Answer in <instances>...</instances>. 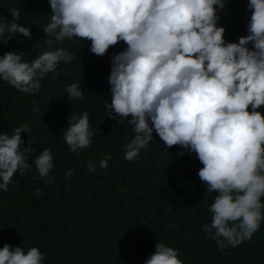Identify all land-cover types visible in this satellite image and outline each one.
<instances>
[{
    "label": "clouds",
    "instance_id": "clouds-1",
    "mask_svg": "<svg viewBox=\"0 0 264 264\" xmlns=\"http://www.w3.org/2000/svg\"><path fill=\"white\" fill-rule=\"evenodd\" d=\"M229 0H48L50 14L43 28L42 54L25 61V53L9 51L0 56V81L23 94L41 90L47 77H61L58 66L77 60L69 48L51 47L53 41L90 42V53L104 57L123 42L126 47L111 56L107 77L111 103L107 117L127 120L133 137L123 147L124 159L135 163L147 154L154 133L168 152L194 157L202 167L198 177L206 197L209 223L201 226L220 251L250 242L264 223V0H246L250 19L246 35L228 41L221 13L228 15ZM21 11L11 9V20H0V39L31 38V28L17 21ZM8 33V36H5ZM23 41H19L22 43ZM87 43V44H88ZM51 73V75H49ZM71 101L89 99L79 82L69 83ZM33 104L36 101L33 100ZM33 111H39L38 106ZM32 129L21 123L0 132V191L33 170L53 183L52 148H45L29 162L34 151L21 133ZM95 130L87 110L71 112L63 139L77 158L93 144ZM112 155L99 161L106 170ZM88 171L96 167L88 162ZM73 170L65 176L71 178ZM43 192L37 190V198ZM180 252L164 242L145 264H183ZM39 247L0 248V264H44Z\"/></svg>",
    "mask_w": 264,
    "mask_h": 264
},
{
    "label": "trees",
    "instance_id": "trees-1",
    "mask_svg": "<svg viewBox=\"0 0 264 264\" xmlns=\"http://www.w3.org/2000/svg\"><path fill=\"white\" fill-rule=\"evenodd\" d=\"M14 7L21 11L17 22L30 27L32 35L0 39V56L15 51L25 53L22 59L29 61L49 49L43 41L51 38L43 28L50 5L48 0H0V20L10 21ZM246 7V0H229L228 15L221 13L228 41L246 35L251 15ZM87 43L53 41L51 47L69 48L78 58L61 63L59 80L45 77L38 93L23 94L0 81V132L29 124V136L21 133L24 146L29 139L34 149L29 162L51 147L55 163L53 183L45 184L33 165L25 176H14L19 184L0 191V248L39 247L45 253L44 264H145L156 242H164L180 252L183 264H264V223L250 242L224 251L201 231L211 220L208 207L215 194L206 197L197 174L202 167L198 160L178 155L184 151L178 146L167 152L155 133L147 154L142 152L135 163L124 159L123 147L133 129L127 120L117 123L107 117L106 104L111 103L107 82L111 56L126 45L121 42L98 57ZM73 82L81 84L89 99H67L65 88ZM36 106L39 111L34 112ZM85 110L96 135L77 158L68 150L63 130L71 112ZM109 154L108 168L101 169L99 161ZM89 161L95 173L88 171ZM69 169L74 174L66 178ZM37 190L43 192L39 198Z\"/></svg>",
    "mask_w": 264,
    "mask_h": 264
}]
</instances>
